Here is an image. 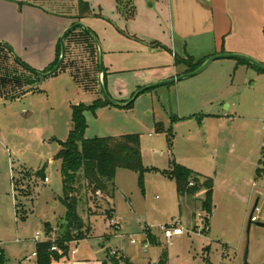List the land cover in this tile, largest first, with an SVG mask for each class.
<instances>
[{
    "label": "rangeland",
    "instance_id": "obj_1",
    "mask_svg": "<svg viewBox=\"0 0 264 264\" xmlns=\"http://www.w3.org/2000/svg\"><path fill=\"white\" fill-rule=\"evenodd\" d=\"M66 2L73 5V0ZM79 56L76 77L90 93L79 90L68 74L61 73L34 77L40 80L42 92L20 101H0V248L4 264H36V243L46 240L44 225L49 223L52 228V240L61 231L66 209L61 202V162L55 159L62 148L58 141L68 139L73 106H89L102 99L93 57L83 51ZM114 58V69L125 71L120 92L127 101L133 100L132 93L139 86L157 84L147 85L158 73L157 60L137 55ZM109 60L107 57V67ZM223 66L215 74L220 82L236 79V94H186L191 85L203 82L208 74L204 73L179 82L177 88L151 89L130 110L110 107L85 114L86 139L140 135L144 189L139 173L117 171V219L113 223L106 217L109 207L81 190L78 211L85 222L86 239L70 244L69 257L61 264L73 260V250L77 251L74 258L89 257V264H95L98 254L104 258L108 253L126 254L134 264H159L163 252L166 264H264V228L257 225L264 219V76H229ZM4 67L14 74L18 71L14 64L0 62L1 73ZM222 104L231 106L228 123L204 116L223 113ZM159 123L165 132H157ZM173 161L213 179L214 207L208 232L201 201L205 191L180 198L174 180L164 175ZM40 170L42 177L37 174ZM44 177L50 181L45 183ZM256 203L259 221L251 223ZM175 223L183 234L167 240L162 227ZM148 231L156 235L157 245L150 244ZM37 235L40 238L35 240Z\"/></svg>",
    "mask_w": 264,
    "mask_h": 264
},
{
    "label": "crops",
    "instance_id": "obj_2",
    "mask_svg": "<svg viewBox=\"0 0 264 264\" xmlns=\"http://www.w3.org/2000/svg\"><path fill=\"white\" fill-rule=\"evenodd\" d=\"M66 1L0 0V45L10 50L9 57L5 61L0 59V62L17 66L18 71L15 73L25 79L16 84L8 77L13 71L4 67L6 70L2 73L0 71V101H20L42 92L38 86L40 80L34 78L37 76L25 67L40 73L50 72L58 58L60 60L63 34L78 23H83L96 35L104 52L108 93L113 100L123 104L128 102L120 92L125 86L122 79L125 71L114 69V57L118 55L126 58L137 55L138 58L144 56L157 60L159 65L155 71L158 73L147 85L191 73L187 64L176 63L189 58L194 65L201 63V67L211 57L237 54L264 65V0H135L136 14L130 20H126L119 12L117 0H73V5ZM80 2L90 8V15H81ZM73 31L78 34L85 30L77 28ZM85 46L66 38L64 62L53 76L68 74L79 90L90 93L79 84L75 71V60L80 57V51L85 52L88 58L92 57ZM97 49L99 52L98 46ZM107 57H110L109 67L106 65ZM162 61L165 65L160 63ZM223 61L232 62L222 64ZM223 65H226L229 76L234 74L236 77L238 73L264 76V72L241 60L219 59L199 74L208 73L202 83L191 85L186 94H236V79L220 82V77L215 74L219 68L225 67ZM177 85L179 82L171 84L174 88ZM143 86L134 90L132 97ZM224 106L223 113L208 112L204 116L228 123L231 120V106L222 104ZM110 107L124 109L111 105L100 110ZM114 218L117 219L116 209ZM262 221L264 223V219ZM76 255H72L73 260H69L68 264L91 262L89 257L74 258ZM101 256L104 254L95 257V264H103L105 257ZM123 256L129 258L126 254ZM61 261L55 264H61Z\"/></svg>",
    "mask_w": 264,
    "mask_h": 264
},
{
    "label": "trees",
    "instance_id": "obj_3",
    "mask_svg": "<svg viewBox=\"0 0 264 264\" xmlns=\"http://www.w3.org/2000/svg\"><path fill=\"white\" fill-rule=\"evenodd\" d=\"M134 1L135 0H117L118 10L126 20L132 19L136 14ZM80 8L81 15H90V8L85 3L80 2ZM93 35L96 36L94 33ZM70 38L76 43H83L86 45L85 47L87 50L89 49V55L94 58V63L100 73L99 52L94 37L86 31H81L78 34L72 31L68 34L67 40ZM9 54L10 50L0 45V59L5 61L7 56L9 57ZM60 55L61 50H59V57ZM58 61L59 58L49 71L54 69ZM241 62L251 65L245 61ZM176 63L187 64L191 72L195 71L201 65V63L194 65L191 58L188 60H178ZM253 67L256 68L255 66ZM25 68L29 70V68ZM8 77L16 84L25 81L21 75L14 74V72L8 75ZM103 78L104 86L108 92L107 73L105 70ZM28 83H32V81ZM134 102L135 100L128 101L124 109H132ZM108 106H111V104L102 98L96 100L89 106L80 104L72 107V129L69 132L68 139L63 143L61 150L55 157L56 160L61 162L63 183V198L61 202L66 209V215L61 225V231L54 240L49 239L44 242L36 243L34 253L36 254V264L59 263L69 256L70 244L75 241L80 242L86 239L85 222L78 211V195H80L81 190L85 189L90 197L104 202L109 207L106 212V217L112 220L115 216V177L119 169L139 173L140 187L144 189L142 180L144 168L142 164L140 135L128 134L117 137L85 138V133L88 128L85 114L87 112L95 114L97 110ZM156 129L158 133L165 132L164 126L160 123L156 125ZM169 132V142L172 147V138L174 137L171 133L172 128H170ZM37 174L42 177L43 171L40 170ZM164 175L174 180L176 191L180 198L193 197L196 196L199 191H205V196L202 200V212L204 213L203 219L208 232L214 207L213 179L205 177L175 161L172 162L170 171L166 172ZM45 178L46 177H44V180ZM201 179L205 180V182H201ZM20 184L21 183L18 182L17 186L19 187ZM191 184L193 185L191 186ZM19 191L21 192L20 189ZM90 216L97 215L91 214ZM22 219L24 220L25 216ZM44 226L46 235L50 237L52 228L49 223H46ZM147 238L150 244L157 245L158 242H156V237L150 233V231L147 233ZM53 247H56L57 250H53ZM110 254L111 253L106 254L103 264H134L129 258L123 255L117 256V254H115L111 256ZM4 261V250L0 248V264H4ZM166 262L167 254L163 252L159 264H166Z\"/></svg>",
    "mask_w": 264,
    "mask_h": 264
},
{
    "label": "water",
    "instance_id": "obj_4",
    "mask_svg": "<svg viewBox=\"0 0 264 264\" xmlns=\"http://www.w3.org/2000/svg\"><path fill=\"white\" fill-rule=\"evenodd\" d=\"M77 28H81L83 30H85L88 34H90L91 36L94 37L95 39V42L99 48V65H100V78H99V86H100V91H101V94H102V98L107 101L108 103H110L111 105L113 106H117V107H125L128 103H120V102H117L115 100H113L105 86H104V83H103V76H104V52H103V49L101 48L100 44H99V41L96 39V37L93 35V33L87 29V27L83 24V23H78V24H75L74 26L70 27L68 30L65 31V33L63 34L62 38H61V57H60V60L58 62V64L55 66V68L48 72V73H40V72H37V71H34V70H31L29 69V71L34 74L35 76L37 77H42V78H48V77H52L53 75H55L61 65L63 64L64 62V59H65V54H66V38H67V35L72 32L73 30L77 29ZM219 59H235V60H241V61H245V62H248L250 63L251 65L255 66L256 68H258L259 70L263 71L264 72V65L257 62L256 60L252 59V58H248L246 56H242V55H237V54H223V55H218V56H214V57H211L210 59H208L201 67H199L197 70H195L194 72H191V73H188V74H184V75H181L177 78H173V79H170V80H167V81H163V82H159L157 84H154V85H151V86H147V87H144L142 89H140L138 92L135 93L134 95V98L132 101L136 100L141 94L151 90V89H155V88H158V87H163V86H166V85H171V84H174V83H177V82H180V81H183V80H186V79H190V78H193L197 75H199L200 73H202L204 70L207 69V67L214 61L216 60H219ZM16 61L18 63H20V61L16 58ZM21 64V63H20ZM59 145L62 146L64 142L62 141H58ZM258 207V204L256 203L255 205V208ZM254 208V209H255ZM259 227L261 228H264V223H258L257 224Z\"/></svg>",
    "mask_w": 264,
    "mask_h": 264
},
{
    "label": "built area",
    "instance_id": "obj_5",
    "mask_svg": "<svg viewBox=\"0 0 264 264\" xmlns=\"http://www.w3.org/2000/svg\"><path fill=\"white\" fill-rule=\"evenodd\" d=\"M50 180L48 177L45 178L44 182L45 183H48ZM193 184H191L192 186ZM256 212H260V209L257 207L254 209L252 215H251V223H258L259 221V217L256 215ZM202 216V214L200 215V217ZM162 231L164 232V237L167 239V240H171L173 239L174 237H178V236H181L183 234V228L182 227H179L177 223L175 224H172L171 226H167L166 228L165 227H162ZM40 238V235H37L36 239L35 240H38ZM51 239L50 237H48L46 235V240H49ZM78 243L77 241L73 242V244H76ZM132 244H136V241L133 240L131 242ZM144 248L146 249L147 248V245L145 244L144 245ZM53 250H57L56 247H53ZM71 254L72 255H76L77 254V251L76 250H73L71 251ZM115 255L117 253H112V255ZM34 256H36V254H34Z\"/></svg>",
    "mask_w": 264,
    "mask_h": 264
}]
</instances>
